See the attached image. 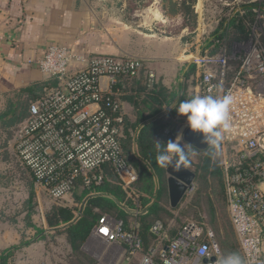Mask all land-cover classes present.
<instances>
[{
	"label": "built area",
	"instance_id": "built-area-1",
	"mask_svg": "<svg viewBox=\"0 0 264 264\" xmlns=\"http://www.w3.org/2000/svg\"><path fill=\"white\" fill-rule=\"evenodd\" d=\"M257 45L249 48L246 56L240 50L248 47L240 46L234 47L229 57L208 51L192 57L197 88L218 97L231 94L235 101L230 109L233 131L219 147L224 155L228 210L243 264H264V99L258 95L264 89V55ZM231 58L241 63V71L229 83ZM75 60L80 58L68 48L52 45L37 61L55 86L31 103L29 117L19 128L15 144L19 163L32 174L35 187L53 200H65L80 182L100 183L103 178L97 172L103 165L111 166L124 189L130 191L138 175L127 162L122 145L125 114L121 83L138 76L143 63L136 58L96 55L86 67L73 71ZM148 81L155 82L152 73ZM234 158L239 159L233 165ZM163 230L160 223L153 227L155 234ZM96 234L97 241L111 245L114 252L120 253L126 246L133 256L142 247L140 238L125 231L123 222L111 216L100 218L91 240ZM213 238L212 231L190 224L172 243L179 260L173 258L171 264H205L204 260L212 257L217 262L207 264H220L223 257ZM140 264L157 263L145 257Z\"/></svg>",
	"mask_w": 264,
	"mask_h": 264
},
{
	"label": "trees",
	"instance_id": "trees-1",
	"mask_svg": "<svg viewBox=\"0 0 264 264\" xmlns=\"http://www.w3.org/2000/svg\"><path fill=\"white\" fill-rule=\"evenodd\" d=\"M154 1L128 0L126 11L128 14H134L138 9L145 8ZM197 3L198 0H160V11L165 18L174 21L175 33L182 29L194 32L198 26ZM253 6L255 5L243 8L252 10ZM237 16L238 19L229 21L227 30L221 36L210 42V44H219L221 41H225L228 54L232 52L235 44H242L249 40L250 32L246 26L248 17L246 15ZM177 21H181V26L176 23ZM221 45L210 54H218ZM195 72L196 68L192 66L184 77L185 82H181L179 90L182 92V96L178 97L179 94H177V102L171 111L173 116L179 115L176 109L181 102L188 99L187 87L189 86L187 83L191 80L192 73L196 75ZM54 86L55 83L49 81L16 91L12 98H8L7 110L0 117L1 127L7 129L26 120L29 117L31 103L43 97ZM121 88L124 92L121 101H127L134 108L133 117L125 116L124 134L128 140L123 138L122 145L126 160L136 171L138 180L133 184L131 190L127 191L113 168L103 165L97 172L103 178L100 183L87 185L80 182L72 191L71 194L79 186L83 189L81 196L78 197L79 207L61 204L51 206L45 214L47 230H40L34 223L30 224V228L39 230L38 232L44 240H46L48 232L66 239L72 256L80 264H84L86 261L91 264L96 263L84 252L83 248L103 216H111L122 221L125 231L135 233L140 238L145 252H149L150 243L157 237L153 231L154 225L160 223L166 230L167 218L173 216L170 209L166 207V201L170 204L167 168H161L157 164L156 156L160 149L156 144L157 141L160 142L162 149L169 141H175L173 130L166 133L167 130H170L169 123L161 118V114L165 108L171 107L173 101H176L174 99L176 94L172 93L170 87H165L159 82L150 84L144 68L138 76L132 79H123ZM203 95L209 94L203 92ZM213 96L218 95L214 94ZM169 98L171 101L168 100ZM182 146L187 152L193 153L191 164L187 168L196 174L198 189L195 200L199 203L207 191L212 222L223 239L221 244L227 255L243 256L238 238H236L232 224L225 212L228 202L223 170L218 157V152H221L220 147L214 155H210L212 152L210 147L201 151L185 141L182 142ZM33 187L32 184L28 199L23 202L21 211V213H26V217L30 220L36 214ZM177 232L174 231L175 235ZM13 253V251L0 253V264H9ZM222 257L224 256L222 255Z\"/></svg>",
	"mask_w": 264,
	"mask_h": 264
},
{
	"label": "crops",
	"instance_id": "crops-1",
	"mask_svg": "<svg viewBox=\"0 0 264 264\" xmlns=\"http://www.w3.org/2000/svg\"><path fill=\"white\" fill-rule=\"evenodd\" d=\"M127 3L0 0V117L16 91L49 82L37 61L52 45L66 47L80 58L73 62V71L86 67L91 57L104 55L141 60L145 75L152 73L165 87L174 84L170 80L182 81L193 65L194 54L185 43L188 30L174 32L175 23L162 15L160 0L134 14L127 13ZM122 107L130 117L132 105L122 100ZM26 120L7 129L0 125V253L15 252L21 244V200L28 194L20 186L15 144Z\"/></svg>",
	"mask_w": 264,
	"mask_h": 264
},
{
	"label": "rangeland",
	"instance_id": "rangeland-1",
	"mask_svg": "<svg viewBox=\"0 0 264 264\" xmlns=\"http://www.w3.org/2000/svg\"><path fill=\"white\" fill-rule=\"evenodd\" d=\"M263 4L264 0H198V3L196 5V11L198 13L197 29L194 32H190L187 29L188 32H186V34L184 35L186 38V45H190V47L188 48L190 54L193 53L194 55H198L201 52L204 54L207 51L208 53H212L217 47H219L220 44H222L218 54L227 55L229 57L234 52V47L239 48L240 46H243L248 48L246 50L242 49L240 50V52L241 54H244V56H246L247 50H249V48L254 46L256 42H258L257 47L259 51L264 55ZM251 5H255L251 7L252 10L243 8L244 6ZM237 15H246L248 17L246 20V26L248 27V31L250 32L249 40L245 42V44H235L230 54L227 53V43L225 41H221L219 44H208L210 40L211 42H213L215 39L221 36V34H223V32L227 30L229 21L238 19ZM176 23L181 26V21H177ZM168 33H170V31ZM192 66L195 67L194 64ZM190 68L188 69V71L190 70ZM229 68L230 70L228 73V82L230 83L236 77L235 75H237L241 71V63L231 58L229 60ZM193 73L191 74V80L189 81V83H187L189 86L187 87L188 99L192 95L203 96V91L197 88V69L195 72L196 75ZM49 79V81H53L52 78L49 77ZM170 81H172L171 83H174L170 87V90L172 91V93L176 94V96L174 97L176 101H173V104L171 103V107L164 109L161 114V118H163L165 122H168V128L175 132V141L177 136L182 135V138H177V142L182 145V142L184 141V132L188 128L186 117L181 115L173 116L171 111L177 102V94H179L178 97L182 96V92L179 90V86L181 82L185 81L184 78H182V81H180V79H178L177 81ZM155 82H157L156 79ZM249 86L253 87V84L250 83ZM258 95L262 96V98L264 99V89L258 92ZM168 100L171 101V98H169ZM123 112H125L124 109ZM133 112L134 108L127 114H131L132 116L130 115V117H133ZM125 138L127 137L125 136ZM218 157L222 168L224 161L223 153L218 152ZM238 159L239 158L231 159V163L233 165L237 164ZM19 168V171L21 173L20 186L22 189H25L26 194L29 195V192L32 189V184L34 186V182L32 179L33 176L21 165ZM33 188L36 200V214L35 216H33L32 220H30V218L26 217V213H22L20 219L21 244L19 246V249L11 255L9 264H80L79 261L74 258V256H72V251L66 239L58 237L52 232H48V234L46 235V240H44L42 239L41 234L38 232L39 230L30 228V224H33L35 222V225L39 227L40 230H47L45 214L48 209L51 208V206H53L54 204L69 205L75 208L79 207L80 204L78 201V197L81 196L83 189L79 186L77 187L75 192L73 194H70L65 200H53L48 196L45 190L38 189L36 187ZM197 189L198 187L195 181L192 190L187 194L185 200L177 209H172L169 202L166 201V207L170 209V211L173 213V216L167 218L168 225L166 227V230H163L161 234H156L157 237L150 243L149 252H145L142 246L140 251L136 252V254L132 256L128 252L130 251L129 247L124 246V250L119 253L114 252L115 249L104 245V242L100 243L93 240L91 243H85V245H87L86 247L84 245V252L94 259V261L96 262L94 264H140V262L144 260L145 257H150L151 260L157 264H171L172 260H177V258L179 260V257L174 255L178 252L172 251V243L176 240L177 237H179L181 233H183L188 228L190 224H197L205 231H212V233L214 234L213 239L215 243L218 244L221 250V254L224 257L227 256V253L223 245L221 244L223 242V239L218 234L216 227L212 222L210 207L207 199V191H205L203 199L200 200L199 203H197V201L195 200ZM24 201L25 200H21V211ZM225 208L226 215L231 222L228 205ZM174 231H178L177 235H175ZM240 257L242 261H244L243 256L240 255ZM84 264L91 263L89 261H86Z\"/></svg>",
	"mask_w": 264,
	"mask_h": 264
},
{
	"label": "clouds",
	"instance_id": "clouds-1",
	"mask_svg": "<svg viewBox=\"0 0 264 264\" xmlns=\"http://www.w3.org/2000/svg\"><path fill=\"white\" fill-rule=\"evenodd\" d=\"M234 97L226 94L223 97L213 95H196L179 104L177 113L186 117L189 129L194 133H200L203 141L210 146L214 155L222 144L225 136L233 131V124L230 119V109L234 104ZM182 138V135L177 136ZM176 141H169L166 147H160L157 141V148L160 149L156 161L161 168L172 166L176 171L187 168L191 164V155L185 148ZM220 264H243L238 254H230L223 257Z\"/></svg>",
	"mask_w": 264,
	"mask_h": 264
},
{
	"label": "water",
	"instance_id": "water-1",
	"mask_svg": "<svg viewBox=\"0 0 264 264\" xmlns=\"http://www.w3.org/2000/svg\"><path fill=\"white\" fill-rule=\"evenodd\" d=\"M183 139L187 144L201 151H204L210 147L203 141L202 134L192 132L189 127L185 130ZM166 171L168 176L167 188L170 206L172 209H177L185 200L187 194L192 190L196 181V174L188 168H181V170L176 171L172 166L167 167ZM90 241L91 237L87 242L90 243ZM83 249L85 250V248ZM209 262L215 263L217 262V258L212 257L210 260H204L205 264Z\"/></svg>",
	"mask_w": 264,
	"mask_h": 264
},
{
	"label": "bare ground",
	"instance_id": "bare-ground-1",
	"mask_svg": "<svg viewBox=\"0 0 264 264\" xmlns=\"http://www.w3.org/2000/svg\"><path fill=\"white\" fill-rule=\"evenodd\" d=\"M97 239H98V234H96V236H94V238L92 239L93 241H97ZM92 240L90 241V243L92 242ZM97 242H99V241H97ZM101 243V242H100ZM104 245H106V246H111V245H108V244H106V243H103Z\"/></svg>",
	"mask_w": 264,
	"mask_h": 264
}]
</instances>
